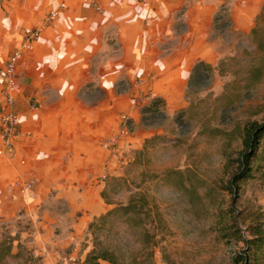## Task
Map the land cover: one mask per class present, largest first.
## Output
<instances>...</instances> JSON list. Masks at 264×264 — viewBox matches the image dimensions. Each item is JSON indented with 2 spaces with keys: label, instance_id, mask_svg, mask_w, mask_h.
<instances>
[{
  "label": "crops",
  "instance_id": "obj_1",
  "mask_svg": "<svg viewBox=\"0 0 264 264\" xmlns=\"http://www.w3.org/2000/svg\"><path fill=\"white\" fill-rule=\"evenodd\" d=\"M92 1L0 3L2 65L50 10L64 5L19 64L20 135L8 149L0 144V218L31 219V245L44 264L83 261L89 224L112 207L103 200L107 183L123 175L144 138L137 134L138 106L150 97H180L193 64L189 54L198 50L194 41L191 53L179 48L161 56L165 22L154 0ZM123 80L130 89L119 91ZM121 116L129 118V132L110 146ZM51 199L62 209L52 210Z\"/></svg>",
  "mask_w": 264,
  "mask_h": 264
},
{
  "label": "rangeland",
  "instance_id": "obj_2",
  "mask_svg": "<svg viewBox=\"0 0 264 264\" xmlns=\"http://www.w3.org/2000/svg\"><path fill=\"white\" fill-rule=\"evenodd\" d=\"M154 3L165 22L161 56L179 48L191 53L194 41L198 50L189 54L193 64L180 97L149 96L138 106L137 134L144 138L103 193L108 212L133 194L143 197L137 222L111 215L96 228L102 216L95 218L89 226L95 222L96 229L88 227L85 237L88 252L97 237L122 264H233L250 221L264 220V173L239 180L246 130L264 121V0ZM197 62L212 69L191 79ZM126 88L121 81L119 91ZM154 99L164 101L161 115L143 121ZM34 232L24 215L0 218V243L12 246L0 264H44L31 245Z\"/></svg>",
  "mask_w": 264,
  "mask_h": 264
},
{
  "label": "trees",
  "instance_id": "obj_3",
  "mask_svg": "<svg viewBox=\"0 0 264 264\" xmlns=\"http://www.w3.org/2000/svg\"><path fill=\"white\" fill-rule=\"evenodd\" d=\"M203 69L208 72L211 71L212 68L203 62H197L192 68L191 79L198 75L199 71ZM161 105L164 106V101L162 99H154L145 105L142 110L143 121L146 120L147 114H152L153 116L161 115ZM151 140H146L145 145ZM243 150L244 152L240 155L239 160V180L253 178V176L259 173V171L264 173V167L261 165L264 161V121L261 124H252L247 128L243 140ZM142 152L138 154H141ZM142 198L143 197L133 194L129 197L126 205L118 206L98 219V222H100L99 226L94 222L89 228H95V225L96 228L104 226L106 218L111 215H117L120 218H124L127 222H137V216L141 214L139 203L143 200ZM245 230L249 235V238L241 239L243 248L234 257L233 264H261L264 262V220L256 222L255 219H252ZM234 232L237 231L233 230L232 233ZM11 251V245L8 244L3 246L0 243V261H2L3 257L10 255ZM80 264L122 263L119 261L117 254L103 245V243L96 237L93 241V248L86 254L84 260Z\"/></svg>",
  "mask_w": 264,
  "mask_h": 264
},
{
  "label": "built area",
  "instance_id": "obj_4",
  "mask_svg": "<svg viewBox=\"0 0 264 264\" xmlns=\"http://www.w3.org/2000/svg\"><path fill=\"white\" fill-rule=\"evenodd\" d=\"M87 3L93 5L92 0H85ZM64 8V5H60L58 8L49 11L45 20L41 25L33 28L22 39L20 45L13 51V53L7 58L3 65V81L4 88L1 91V99L4 104V113L0 117V144L3 149H8L18 139L20 124V118L15 112V106L17 103V84H18V67L23 58V54L31 53L34 51L36 44L40 40L41 35L50 27L59 16L60 10ZM97 12L100 11L96 7ZM32 108L34 104H30ZM121 125L118 131V135L110 141V146H114L118 140V137H122L128 134L130 121L127 116H121Z\"/></svg>",
  "mask_w": 264,
  "mask_h": 264
}]
</instances>
